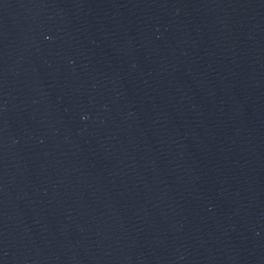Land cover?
<instances>
[{"label": "water", "instance_id": "water-1", "mask_svg": "<svg viewBox=\"0 0 264 264\" xmlns=\"http://www.w3.org/2000/svg\"><path fill=\"white\" fill-rule=\"evenodd\" d=\"M0 264H264V0H0Z\"/></svg>", "mask_w": 264, "mask_h": 264}]
</instances>
